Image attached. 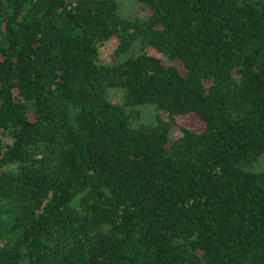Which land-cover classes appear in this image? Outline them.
Masks as SVG:
<instances>
[{
	"label": "trees",
	"instance_id": "1",
	"mask_svg": "<svg viewBox=\"0 0 264 264\" xmlns=\"http://www.w3.org/2000/svg\"><path fill=\"white\" fill-rule=\"evenodd\" d=\"M139 1L0 0V264H264V0Z\"/></svg>",
	"mask_w": 264,
	"mask_h": 264
},
{
	"label": "rangeland",
	"instance_id": "2",
	"mask_svg": "<svg viewBox=\"0 0 264 264\" xmlns=\"http://www.w3.org/2000/svg\"><path fill=\"white\" fill-rule=\"evenodd\" d=\"M119 5V13L123 17L134 18L136 16H143L145 12L148 14V11L144 10V5L139 0H117ZM117 40L113 39L109 41L105 46L101 49V58L106 62L113 61V54L116 49ZM147 52L153 55L162 56L161 53L156 51L154 48H148ZM166 62H170L166 56H162ZM182 72L185 71V66L180 61L173 62ZM112 98L117 103H122L124 100V94L121 90L115 89L112 92ZM139 110L138 117L134 120L135 125H139L141 123H154L157 120L158 114L160 111L158 110L155 104H145L138 106ZM165 117V115H164ZM167 118V117H165ZM176 124H174L170 131V136L172 138L177 137L180 132L179 126L183 125L194 129L196 131H202L205 128V124L202 119L195 115L194 113H189L185 115H176ZM254 172H261L264 170V153L263 155L251 166L250 168Z\"/></svg>",
	"mask_w": 264,
	"mask_h": 264
}]
</instances>
